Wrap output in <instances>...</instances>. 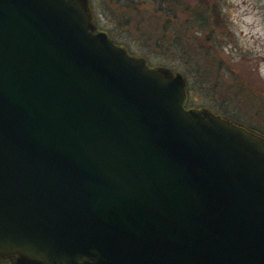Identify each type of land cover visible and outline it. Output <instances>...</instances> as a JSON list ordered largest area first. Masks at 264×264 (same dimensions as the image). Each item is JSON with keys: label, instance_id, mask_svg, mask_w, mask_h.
Listing matches in <instances>:
<instances>
[{"label": "water", "instance_id": "obj_1", "mask_svg": "<svg viewBox=\"0 0 264 264\" xmlns=\"http://www.w3.org/2000/svg\"><path fill=\"white\" fill-rule=\"evenodd\" d=\"M186 94L88 0H0V261L264 264V136Z\"/></svg>", "mask_w": 264, "mask_h": 264}, {"label": "rangeland", "instance_id": "obj_2", "mask_svg": "<svg viewBox=\"0 0 264 264\" xmlns=\"http://www.w3.org/2000/svg\"><path fill=\"white\" fill-rule=\"evenodd\" d=\"M91 5L104 33L135 57L186 79L187 107L214 106L264 134V0H91Z\"/></svg>", "mask_w": 264, "mask_h": 264}, {"label": "flooded vegetation", "instance_id": "obj_3", "mask_svg": "<svg viewBox=\"0 0 264 264\" xmlns=\"http://www.w3.org/2000/svg\"><path fill=\"white\" fill-rule=\"evenodd\" d=\"M114 1H119V2H122V1H124V0H114ZM88 4H89V7H90V11H91V14H92V19H93V21H94V24H95V27H96V29L98 30V31H101L102 29H99V27H98V25H97V20L95 19V17H94V13H93V5H91V0H88ZM102 32H103V30H102ZM107 34V36L116 44V45H118V46H120V47H123L126 51H127V53L128 54H131V55H133V53H131V52H129V50L127 49V47H125L123 44H121V43H118V42H116L108 33H106ZM134 56V55H133ZM145 60V59H144ZM145 62H146V64L149 66V67H154V66H152L150 63H148L146 60H145ZM222 69H227V70H229V67H226V66H222L221 67ZM213 79H216V77H214ZM216 81V80H215ZM208 108V110H212L213 111V113L215 114V115H218V116H221V117H224V118H227V119H229L230 121H233V122H235V123H237V124H241V125H243L245 128H247L248 130H251V131H253V132H256L257 134H259V135H261V136H264V134L260 131V130H258V129H256V128H252L251 126H249V125H247L246 123H244V122H242V121H238V120H235V119H233L232 118V116H230V115H228V114H226V113H223V112H221L220 110H219V108H215L214 106H208L207 107Z\"/></svg>", "mask_w": 264, "mask_h": 264}, {"label": "trees", "instance_id": "obj_4", "mask_svg": "<svg viewBox=\"0 0 264 264\" xmlns=\"http://www.w3.org/2000/svg\"><path fill=\"white\" fill-rule=\"evenodd\" d=\"M171 12V11H170ZM172 13V12H171Z\"/></svg>", "mask_w": 264, "mask_h": 264}]
</instances>
